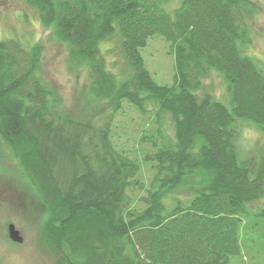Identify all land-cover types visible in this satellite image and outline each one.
<instances>
[{"label": "trees", "instance_id": "1", "mask_svg": "<svg viewBox=\"0 0 264 264\" xmlns=\"http://www.w3.org/2000/svg\"><path fill=\"white\" fill-rule=\"evenodd\" d=\"M21 1L86 64L94 100L110 105L102 121L76 117L40 75L42 47L0 39V139L46 209L42 241L54 264H227L248 206L264 196V156L238 162L235 146L238 121L264 134V71L243 53L246 0H182L171 13L162 8L170 0ZM114 36L119 72L100 51ZM154 36L173 57L171 84L144 66L140 50ZM208 70L227 84L229 109L199 97ZM122 103L153 106L173 132L140 139L154 146L145 159L155 172L139 211L130 196L144 187L139 167L111 140ZM195 180L189 203L166 210V195Z\"/></svg>", "mask_w": 264, "mask_h": 264}, {"label": "rangeland", "instance_id": "2", "mask_svg": "<svg viewBox=\"0 0 264 264\" xmlns=\"http://www.w3.org/2000/svg\"><path fill=\"white\" fill-rule=\"evenodd\" d=\"M182 0H170L163 4L166 12H173ZM249 33V43L243 53L264 71V0H246L243 6ZM16 39L24 47H42L40 75L60 94L65 106L78 118L107 119L110 105L96 102L90 92L86 64L70 57L68 46L60 41L51 27H45L37 13L21 0H0V39ZM118 40L101 45V54L113 72L123 68V59L118 52ZM144 66L151 78L159 84H171L174 75V60L168 54L165 41L157 36L150 38L140 50ZM208 94L229 109L227 84L215 70H208L198 91L199 97ZM147 112L140 113L127 103H122L119 113L111 122L112 143L117 151L133 160L139 167L138 177L143 189L131 196V207L144 208L139 198L146 195L154 175V162L147 161L153 153L152 143H141L147 134H154L159 127L163 136L172 139L169 118L160 115V124L151 105ZM235 146L238 162L253 160L255 165L264 156V134L253 125L236 122ZM160 143V142H159ZM195 180L168 193L163 200L166 210L176 203L187 205L196 188ZM264 208V196L247 208L250 214L240 227V253L229 258L227 264L264 263V220L258 216ZM47 213L35 191L23 175L11 150L0 139V264H54L55 257L42 241L43 224ZM14 225L22 238L21 243L12 242L7 235V226Z\"/></svg>", "mask_w": 264, "mask_h": 264}, {"label": "water", "instance_id": "3", "mask_svg": "<svg viewBox=\"0 0 264 264\" xmlns=\"http://www.w3.org/2000/svg\"><path fill=\"white\" fill-rule=\"evenodd\" d=\"M8 238L14 243H21L22 238L19 236V232L15 229L14 225L9 224L7 226Z\"/></svg>", "mask_w": 264, "mask_h": 264}]
</instances>
